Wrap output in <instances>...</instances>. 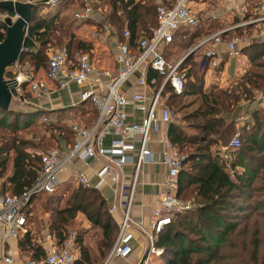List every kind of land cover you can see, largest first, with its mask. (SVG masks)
Returning <instances> with one entry per match:
<instances>
[{
    "label": "trees",
    "instance_id": "16d2710c",
    "mask_svg": "<svg viewBox=\"0 0 264 264\" xmlns=\"http://www.w3.org/2000/svg\"><path fill=\"white\" fill-rule=\"evenodd\" d=\"M30 1V19L23 50L18 57L19 63L25 64L33 73L39 67L46 66L47 55L43 51L45 46L51 42L52 45H57L54 33L66 29L69 32L68 38L63 45L58 44L57 47L64 46L69 56L75 51L88 53L91 44L76 38L69 31L70 24L61 20L63 18L58 13L42 16L39 12L44 8L43 0ZM106 2L110 7L108 20L112 17L111 20L124 26L121 28L120 39L125 28L130 45H134L141 34L148 36V28L156 24V5L160 3L169 6L174 0ZM71 4L73 1L63 0L59 8ZM246 9L241 17L233 16L231 24L247 18L250 7L247 5ZM3 12L12 14L0 8V14ZM109 23L112 22L109 20ZM223 24L215 29L223 28ZM257 25L258 23H249L223 31L221 39L226 41L237 36L241 41L242 38L247 40L243 34L246 36L250 31H257ZM215 29H203L198 21L194 27L180 26L173 33L171 41L161 47L164 59L168 62L179 59L191 44L213 33ZM4 30L5 25L0 20V41L4 37ZM231 31L237 34L233 35ZM238 50L246 56L249 66L228 88L203 92L196 87V82L200 83L207 67L206 64H200L204 55L202 46L194 49L180 63L179 71L185 77L182 92L175 94L168 86L164 87V91L168 93L166 105L169 111L174 101L186 97L190 99L186 102L178 101L173 111L181 113L185 105L194 107L182 113V123L171 122L167 128L168 140L184 155L178 173L177 195L189 200L193 206L174 214L170 224L157 234L155 246L162 249L159 258L163 264H264V110L259 105L247 109L251 122L238 128L236 134L239 136V145L230 149L231 155L227 162L218 155H210L211 146L226 145L235 133L234 122L225 119V114L240 112L239 99L252 100L254 93H264V61L258 60H264V40H250ZM3 76L10 77L11 72L5 68ZM187 78H191V81L187 82ZM146 80L150 86L155 87L160 83L161 77L156 72L147 70ZM37 111L40 114L44 112ZM40 114H34V111H11L9 106L6 110L0 109V192L22 193L32 185L40 171L39 152L28 149L34 143L18 135L19 128H26L33 118L40 125L48 124L47 130L56 133L54 140L60 136L66 142L72 141L70 129L59 122L63 113L52 114L48 121L46 116ZM7 116H11L12 121H8ZM19 118H22L21 123ZM65 193H59L53 199L55 203L64 199L61 206L47 207V230L59 241L70 229L69 225L76 212L83 213L92 225L101 229V238L96 242L98 254L94 257L89 255L87 247L81 244V234L76 230L78 258L72 264L99 263L117 233L115 223L106 210L105 201L92 188L77 187L67 192L66 198H63ZM40 194L46 193L37 195ZM33 196L35 195L31 196L25 208L27 222H31L28 207ZM17 247L21 253L32 258L42 255L40 244L31 241L28 230L17 241Z\"/></svg>",
    "mask_w": 264,
    "mask_h": 264
},
{
    "label": "built area",
    "instance_id": "2783aa9c",
    "mask_svg": "<svg viewBox=\"0 0 264 264\" xmlns=\"http://www.w3.org/2000/svg\"><path fill=\"white\" fill-rule=\"evenodd\" d=\"M5 1V0H0ZM31 3L30 0H10ZM63 0H43L44 7H54ZM204 0H174L172 5L157 4L155 7L156 24L148 28L149 35L141 34L130 45L129 34L122 31V40L117 41L113 54V70L98 67L86 52L75 51L70 56L64 46L47 53L46 78L52 81L57 89L68 88L70 83L80 87L78 99L90 104L96 111L93 122L86 126L81 122L69 120L67 127L72 132V141L53 145L38 154L40 171L32 185L20 194L0 192V264H72L78 258L76 231L68 230L61 240L47 230L42 231L39 244L42 255L32 258L20 257L16 241L27 231L25 208L32 195L51 194L59 186L58 173L75 160L85 162L87 159H100L101 167L96 172L94 189L103 186L109 188L112 200L107 206L109 212H119L117 233L104 259L105 264L111 258H126L132 251L134 235L142 236L146 241V261L151 255L159 257L162 249L155 246L157 234L171 222L174 214L191 207V202L177 195L178 173L184 155L175 148L168 138H160L163 149L152 153L148 148L149 134L159 130L160 125L170 123L171 116L166 105L168 86L175 94H180L184 86V73L179 71L182 60L168 62L162 55L161 47L171 41L173 33L180 26L194 27L197 16L192 2ZM80 8L72 15L77 20L88 18L93 0H81ZM252 13L245 19L202 37L186 52L201 47L204 49L200 64L214 68L219 62L217 52L212 45L222 43L229 56H236L239 50L236 45L240 38L232 36L222 41L221 33L249 23L264 22V0L253 7ZM246 6L233 7L234 13L242 16ZM3 22L6 17L15 19V14H0ZM211 45V46H209ZM209 46V47H208ZM184 53V54H185ZM183 54V55H184ZM14 81L11 96L19 103L23 100L22 89L27 88L30 96L41 99L49 95V89L36 79L35 74L18 60L6 67ZM156 72L161 77L160 83L151 87L146 80V71ZM134 77V85L153 88L149 94L144 90L127 93L122 87ZM258 102L264 105V93L258 96ZM127 107L141 113L139 121L128 119ZM109 137L108 145L102 141ZM239 145V137L234 134L227 146ZM160 163L165 168L161 182L160 195L149 213L146 221L130 214L139 174L145 163ZM131 166V175L127 179L124 166ZM71 181L81 187H89L86 174L77 167L70 172Z\"/></svg>",
    "mask_w": 264,
    "mask_h": 264
},
{
    "label": "crops",
    "instance_id": "0c3cea01",
    "mask_svg": "<svg viewBox=\"0 0 264 264\" xmlns=\"http://www.w3.org/2000/svg\"><path fill=\"white\" fill-rule=\"evenodd\" d=\"M154 1H157V0H154ZM259 1L260 0H204L201 2H192L190 3V5L195 10L196 16L198 17L197 20L198 19L200 20V24L203 26V29H206V28L215 29L216 26L221 25V23H224L223 26L221 27L223 28L227 27L228 25L231 24V20L233 16L235 15L239 16L238 14L234 13L233 7L239 6L242 4L244 6L248 5L250 7V10H248V13L251 14L252 11L254 10L253 7L256 6ZM95 3L97 2H94L93 5ZM60 4L54 7H44L40 10L39 13L42 16L53 14L57 11L54 9L56 7H59ZM93 5H92L91 11L89 12L88 18L84 20L86 23H90L91 28L93 29L95 26L101 25V27L104 30V33L100 35V38L97 39L91 36L90 33L88 34V30L84 29L83 24L81 26L78 25L77 22H79L80 20H77L73 17L72 14L74 13V10H72L71 13L69 12V16L71 18L70 19L71 20L70 21L71 22L70 31L73 33V35L76 38L91 44V47L88 53H89L90 58L92 59V61L95 63L96 66L106 68L109 70H113L115 67L113 54L116 49L115 48L116 43L117 41H120L123 38L122 39H120V37L118 38L117 34L114 32V27L111 26L113 24L109 22L107 23V21L104 20V17L101 16V14L99 13L100 5L96 4V7H93ZM257 27H260V26L257 25ZM223 28L218 27L217 30H220ZM217 30L215 29V31ZM248 39L264 40V30L263 31L259 30V35H249L247 40ZM242 40L243 41H241L240 39V42L236 45L237 49H239L241 46L246 45L247 43L250 42V40L247 41V40H244L243 38ZM35 46H37L36 42H35ZM212 46L217 52L219 62L217 66L214 68L207 66L206 69H204L202 77L204 78L205 82H208V85L209 84L212 85L210 89H206V90L204 89L203 90L204 92H212L214 89H217V88H222V89L228 88L231 84L235 83L239 79V77L243 74V72L249 66L248 59L246 58L245 55L241 54L240 52L236 56H229L227 52L225 51L222 43H218ZM230 63H232V65ZM45 71H46V66H44V68L39 67L38 69H36L34 74H35L36 79L41 81V83L44 84L49 89L50 91L49 95L41 99L31 97V101L29 103L31 105L29 106V108H31L30 111H33L36 109L50 110L52 114L61 115L62 114V111L60 110L61 108L71 107L68 110L69 115H67V111H64L63 113L64 116L62 115V118H59V122L61 124L63 125L66 124L67 126V122L69 120H72V121L81 122L86 126L90 125L94 120L96 111L90 104L82 103L79 101L78 91L80 90V87L74 83H70L68 88L57 89L55 84L46 78ZM146 74H147V71H146ZM150 82L152 83L153 79H151ZM122 88L125 91H127V93H130L136 90L137 91L144 90L146 94H149L151 90L153 89L149 87H138L134 85V77H131ZM37 101H40L39 103L41 105H38ZM258 105L261 110H264V105H261L258 102V97L254 95L252 100H242V102L239 103V107H241L240 112L235 113L234 111L233 112L231 111V114L229 113L225 114V119H231L234 122V126H235L234 134L238 132L239 130L238 128L241 125L246 124L248 121L251 122V117L247 113V109L256 108V106ZM32 106H36V109L35 107H32ZM126 110H127V113L129 114L128 119L135 120V121L140 120L142 116L141 113L134 111L130 107H127ZM170 123L166 125L164 124L160 125V128L158 131L151 132L149 134V141H148L147 146L152 153L154 154L159 153L163 149V144L160 142V138L162 137L168 138L167 128ZM174 123L176 122L174 121ZM108 141H109V137H105L102 141V144L106 146L108 145ZM63 142L66 143L63 137H60V136L57 137L55 140V145L60 146L62 152H64V149H65ZM230 149L231 148H229L227 144L226 145L217 144V145L210 147V152H211L210 155H218L219 158H222L223 160H226L227 162L229 160V156L231 155ZM73 167H77L80 170H82L88 178L89 187H83V188H92V185L96 182V172L101 167V160L98 158V159H87L85 162L80 161V160L73 161V163L66 165V167L58 173L59 184L63 182L66 184H69L72 182L69 176H70V172ZM131 170L132 169L130 165L124 166V172H125L127 179L131 175ZM164 173H165V168L160 163L151 162V163L143 164L140 170V174H139L140 182L137 183L136 185L133 201L131 204V210H130L131 216L140 217L144 221H146L149 213L153 209L160 195L161 182H162ZM94 190H97L100 193L107 207L112 200V194L109 188L106 186H103L100 189H94ZM192 206L193 204L191 203V207ZM107 212L108 214H110L111 218L113 219L115 223V227L117 229L119 212L118 211L109 212L108 210ZM29 223L30 222L28 220L27 230L29 231L31 235L34 231L31 230V228L29 227ZM72 223H75V225L77 226V232L81 234V244L87 247L89 255L94 257V255L98 254L97 246L94 244L95 245V249H94L92 242L88 241V238L91 234L90 239H93L96 242L100 240L101 229L97 226L92 225L83 215V213L79 211L76 212ZM40 238L37 239L36 243H39ZM17 241H16V248H17V252L19 256L20 257L25 256L23 253H21V250L18 249ZM31 241L34 242L32 238H31ZM131 244H132V251L126 258H111L105 264H139L141 263L142 258L145 257V254H146L145 239L142 236L135 234ZM158 259L160 263L157 260V263L155 264H163L159 257ZM148 260L149 258L146 261L142 262V264H149Z\"/></svg>",
    "mask_w": 264,
    "mask_h": 264
},
{
    "label": "rangeland",
    "instance_id": "374dc122",
    "mask_svg": "<svg viewBox=\"0 0 264 264\" xmlns=\"http://www.w3.org/2000/svg\"><path fill=\"white\" fill-rule=\"evenodd\" d=\"M73 1V4H71L70 6H62V7H56L54 10H57L55 13H58L59 17H62L63 19L61 20H64L65 23H71L70 21V16H69V12L71 13L72 10H74V12L78 11L81 4H80V1L81 0H71ZM152 1V0H151ZM154 1V0H153ZM94 2H97L93 5V7H96V4L100 5V10H99V13L101 14V16L104 17V20H108V13H109V10H110V7H109V4L106 2L103 1V0H99V2L97 0H93V3ZM53 10V11H54ZM3 14V13H1ZM1 18V16H0ZM198 18V17H197ZM113 19L112 17L109 18V20L112 22L113 26L114 27V32L117 34V37L119 38L120 37V32H121V28L124 27L121 25V23H116L115 20H111ZM108 20V22H109ZM198 21L200 22V20L198 19ZM107 22V23H108ZM79 26H81L83 24V27L84 29H87L88 30V34L90 33L91 36L95 37V38H100V35H102L104 33V30L103 28L100 26H95L94 29L91 28V24L90 23H86L85 20L84 21H79L77 22ZM258 25L260 27H257L259 29H257V32L256 31H250L248 34L246 33V36H244L243 34V37H249V35H259V30L260 31H263L264 29V22H261V23H258ZM73 28V27H71ZM69 29V28H68ZM70 31V30H69ZM232 32V31H231ZM55 34V39L58 41V44L59 45H63L64 41L67 40L68 38V30H61L60 32H56L54 33ZM233 35L237 34L236 32H232ZM199 41V40H198ZM197 41V42H198ZM195 42V41H194ZM197 42L191 44V46H189L188 48L192 47L193 45H195ZM53 42H51L50 45H46L44 50L46 52V55L49 51H53L55 49H57V45H52ZM58 45V46H59ZM55 46V47H54ZM186 52V50H185ZM183 52V54L185 53ZM181 55V56H184V55ZM180 56V57H181ZM179 57V58H180ZM183 59V57H182ZM258 60L260 61H264L262 60L261 58H259ZM232 61V60H230ZM232 65V63H230ZM44 68V66L42 67ZM262 71V70H261ZM182 72V71H181ZM4 75V73H3ZM187 82H190L191 81V78H187L186 79ZM196 87L199 89H201L202 91L205 89H210L212 87V85H208V82H205L204 81V78L201 79L200 83L199 81L196 82ZM204 92V91H203ZM254 95L256 97H258V95H260V93H254ZM21 96L23 97V100L21 101V103H19V101L16 100V98L14 96H11V99H10V104H9V110L11 111H20V112H25V111H30L31 108H29V106H31L29 103L31 101V96L29 94V92L27 91V88L24 87L22 89V92H21ZM190 99V97H186L184 99H181V100H176L172 103V107H171V122H176V123H181V116H182V113L192 109L194 106H184L186 108L183 107V110L181 111V113H175V111H173L174 107L176 106V103L178 101H183V102H186ZM242 100H244L243 98L242 99H239V103L242 102ZM38 102V103H37ZM36 103L38 105H41L39 102L40 101H37ZM243 105V104H241ZM32 107H35L36 109V106H32ZM39 109H36V110H33L34 111V114H40V111H37ZM62 111V113H64V111H67V115L68 114V110H69V107H64V108H61L60 109ZM44 112L41 114H43L44 116L47 117V121H48V117H50L52 115V113H47V111H50V110H43ZM40 114V115H41ZM66 115V116H67ZM8 117V116H7ZM22 121V118L18 119V121ZM8 121H12V117H8ZM21 121L19 123H21ZM29 124L27 125L26 128H19V132H18V135L21 136L22 138L24 139H28L30 141H32L34 144H33V147H28L29 151L31 152H34V151H37V152H40V151H43L44 149L50 147V146H53L55 145V132L51 131L50 129L47 130V127H48V124L45 123L46 125H40L41 123L38 122V120L36 118H33L32 121H29L28 122ZM39 123V124H38ZM49 128V127H48ZM77 187H80L76 184H74L73 182L69 183V184H66V183H61L59 184V186L57 187V190L54 194H40V195H35L33 196V199L30 203V206L28 207V217L30 218L31 222L29 223V227L31 228V230H33L34 232L30 235V237L34 240V242L36 243L37 239L41 237L42 235V231L44 229H47L48 227V221H49V211H47V207L49 206H61L63 203H64V199L58 203H55L56 201H53L54 197L57 196L59 193L63 194L66 192L69 193L70 190L72 189H76ZM67 192L63 195V198H66V194ZM34 219V220H33ZM28 225V224H27ZM69 230H77V226L75 225V223H72L71 225H69ZM91 236V234H90ZM90 236L88 238V241H91L92 244H93V248L95 249V245H96V241H94L93 239H90ZM95 244V245H94ZM97 246V245H96ZM106 256V255H105ZM105 256L100 260L99 263H91V264H103L104 262V259H105ZM103 260V262H102ZM157 260L159 262V259L158 257L154 256V255H151L149 257V260H148V263L149 264H155L157 263ZM162 261V260H161ZM102 262V263H101ZM160 263V262H159ZM163 263V262H162Z\"/></svg>",
    "mask_w": 264,
    "mask_h": 264
},
{
    "label": "water",
    "instance_id": "95a60500",
    "mask_svg": "<svg viewBox=\"0 0 264 264\" xmlns=\"http://www.w3.org/2000/svg\"><path fill=\"white\" fill-rule=\"evenodd\" d=\"M31 5L32 3L20 1H0L1 9L12 12L16 15L13 20L9 17L4 19V37L0 41V109L2 110L8 108L11 99V90L14 87V81L11 79H5L3 73L6 67L18 60V57L23 50L27 24L30 19ZM191 52L192 51L190 50L185 53L183 59ZM202 60L204 61V59ZM144 258L145 257L142 258V261L139 264H142Z\"/></svg>",
    "mask_w": 264,
    "mask_h": 264
}]
</instances>
